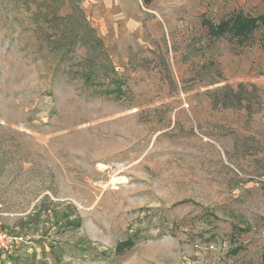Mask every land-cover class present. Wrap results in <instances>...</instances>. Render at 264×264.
I'll use <instances>...</instances> for the list:
<instances>
[{
	"label": "rangeland",
	"instance_id": "1",
	"mask_svg": "<svg viewBox=\"0 0 264 264\" xmlns=\"http://www.w3.org/2000/svg\"><path fill=\"white\" fill-rule=\"evenodd\" d=\"M237 13L264 0H0V264H264V26L202 24Z\"/></svg>",
	"mask_w": 264,
	"mask_h": 264
},
{
	"label": "trees",
	"instance_id": "2",
	"mask_svg": "<svg viewBox=\"0 0 264 264\" xmlns=\"http://www.w3.org/2000/svg\"><path fill=\"white\" fill-rule=\"evenodd\" d=\"M146 5H149L152 0H143ZM57 17V16H56ZM62 19H68L72 21V29L69 33L64 35V38H66L70 45H76L80 42H86V38H91V43L94 44L92 47H87V50L85 51V55L91 54L93 51L100 50L106 54V50L104 49V41L102 37L98 34L95 27L91 25L89 22L87 16L85 15L83 9L79 6L74 7V10L67 14L66 16H61ZM49 20V19H48ZM202 24L208 28V31L212 35H219L224 34L226 32H230L231 35L237 36V37H248L250 34H252L253 30L255 28H258L259 26H264V15H247L244 13H237L236 15L232 16L231 18H228L226 20H223L219 24H213L212 21L206 17L202 18ZM61 40V35L56 40ZM81 44V43H80ZM92 49V50H91ZM98 68L96 66H84L82 70L78 71L80 74V78L89 86H94L92 84L93 78L98 73ZM115 71V69H114ZM243 86V85H240ZM231 91H234L231 87H224V89H228ZM107 95H114V96H122L124 94V89L120 83L114 84L112 87H109L106 91ZM237 101L241 103L244 100V97H242L241 92L236 93ZM134 240L132 238H129L125 241H121L118 244V251L122 252L128 248H130L133 245Z\"/></svg>",
	"mask_w": 264,
	"mask_h": 264
},
{
	"label": "built area",
	"instance_id": "3",
	"mask_svg": "<svg viewBox=\"0 0 264 264\" xmlns=\"http://www.w3.org/2000/svg\"><path fill=\"white\" fill-rule=\"evenodd\" d=\"M23 242V234H12L0 226V253H10Z\"/></svg>",
	"mask_w": 264,
	"mask_h": 264
}]
</instances>
